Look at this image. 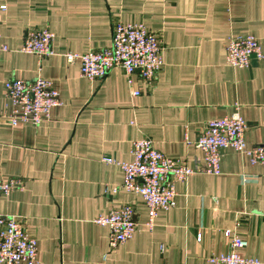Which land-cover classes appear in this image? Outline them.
Masks as SVG:
<instances>
[{"label": "crops", "instance_id": "obj_1", "mask_svg": "<svg viewBox=\"0 0 264 264\" xmlns=\"http://www.w3.org/2000/svg\"><path fill=\"white\" fill-rule=\"evenodd\" d=\"M117 22L142 23L159 37L163 67L153 85L118 68L89 81L63 57L110 47ZM41 28L54 35L53 54L21 52L25 33ZM245 34L264 55V0H0L8 49L0 53V181L23 183L0 195V214L23 220L36 264H210L229 252L226 230L246 242L241 257L264 264L263 167L222 151L220 174L175 182V206L159 210L149 230L146 205L122 188V170L103 161L131 162L132 142L149 138L165 157L201 166L194 143L235 105L246 144L264 145V60L242 69L225 62L226 39ZM36 78L53 82L61 104L38 126L10 125L1 117L4 83ZM124 205L136 230L111 249L108 229L93 220Z\"/></svg>", "mask_w": 264, "mask_h": 264}, {"label": "built area", "instance_id": "obj_2", "mask_svg": "<svg viewBox=\"0 0 264 264\" xmlns=\"http://www.w3.org/2000/svg\"><path fill=\"white\" fill-rule=\"evenodd\" d=\"M53 39V33L47 28L28 30L20 51L39 58L51 56ZM224 49L225 62L232 68H249L253 55L257 61L264 60L261 45L252 34L228 37ZM7 51L0 41V53ZM162 53L159 37L142 23L117 22L112 28L110 47L82 54L67 52L63 57L69 64L78 62L81 76L89 81L101 79L112 69L118 68L128 77L138 73L143 82L153 85L163 67ZM4 90L9 108L1 117L12 126L19 123L38 126L49 120L50 111L61 104L59 93L49 79H10L4 83ZM133 95L137 96L138 93ZM247 128L237 105L230 115L208 122L194 143L202 153L201 166L191 168L183 161L165 157L154 149L149 138L132 142L131 162L119 163L110 158H103V161L122 170V188L142 199L148 209L145 225L151 230L157 212L175 206V182L185 183L197 173L219 175L222 151L230 149L246 157L250 165L264 168V145L248 146L244 137ZM22 188L23 183L18 179L0 181V195H8ZM133 213L130 205H124L93 220L94 224L108 229L109 248H116L133 236L136 230V224L132 222ZM224 237L229 239V252L211 256L208 259L210 264H261L257 259L244 258L236 252L244 248L246 242L232 231H224ZM36 263L37 244L26 234L23 220L0 214V264Z\"/></svg>", "mask_w": 264, "mask_h": 264}, {"label": "water", "instance_id": "obj_3", "mask_svg": "<svg viewBox=\"0 0 264 264\" xmlns=\"http://www.w3.org/2000/svg\"><path fill=\"white\" fill-rule=\"evenodd\" d=\"M252 59H254V61H257V60L255 59V56H254V55L252 56Z\"/></svg>", "mask_w": 264, "mask_h": 264}]
</instances>
